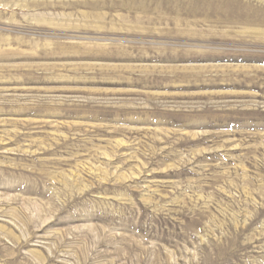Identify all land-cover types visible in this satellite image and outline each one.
<instances>
[{"label":"rangeland","instance_id":"1","mask_svg":"<svg viewBox=\"0 0 264 264\" xmlns=\"http://www.w3.org/2000/svg\"><path fill=\"white\" fill-rule=\"evenodd\" d=\"M0 264H264V0H0Z\"/></svg>","mask_w":264,"mask_h":264}]
</instances>
